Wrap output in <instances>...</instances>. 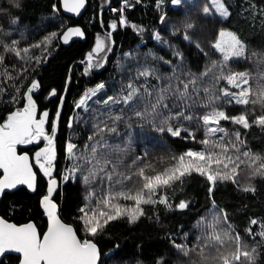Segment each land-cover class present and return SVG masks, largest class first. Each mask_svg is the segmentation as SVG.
<instances>
[{
	"label": "snow or ice",
	"instance_id": "6c2138e0",
	"mask_svg": "<svg viewBox=\"0 0 264 264\" xmlns=\"http://www.w3.org/2000/svg\"><path fill=\"white\" fill-rule=\"evenodd\" d=\"M169 2L176 7L185 3L195 6L193 0ZM209 2L211 7L209 3L202 7L206 17H211L213 12L220 18L230 15L229 8L221 0ZM11 3L16 8L20 7L18 0H11ZM122 3L126 7L131 6L129 0H122ZM164 3L165 0H158L157 7ZM62 4L65 11L79 15L86 0H62ZM53 8L59 11L55 5ZM110 10L121 13L117 18L119 23L113 21L109 26L111 31L104 38H96L93 51L87 54L86 72L105 66L107 52L111 51L114 43L112 31L118 26H127V20L122 15L123 8L113 7ZM7 11L6 7H0V14ZM160 19L163 22L164 17ZM193 26L189 23L186 29ZM83 35L79 27H70L62 36L53 31L42 41L24 47L16 39L0 40V74L8 75L4 70L8 54L22 61L35 59L39 63L40 57L28 55L32 49H40L55 39L67 44L72 37ZM183 38L190 39L187 31ZM155 39L159 40L160 37L157 35ZM212 48L222 58L209 61V65L199 75L188 74L184 79L174 73L163 83H151L150 78L160 81L156 70L149 66H134V75L131 70H127L129 82L121 87L123 94L118 99L113 96L104 98L102 109L90 108L89 101L106 87L105 84L99 83L95 88L88 89L75 104V108L85 113L86 118L73 117L67 127L83 124L88 126L89 132L81 141L83 147L66 140L64 153L70 166L66 171L57 173L59 179L53 174L57 172L60 111L55 113L51 121L47 110L40 112L38 117L34 93L40 85L39 81H31L16 101L23 100V107L15 108L6 117L0 118V170L3 171L0 195L20 185L36 191L35 164L47 178L42 206L49 224L47 231L41 234L34 223L18 226L0 218V258L7 253H15L19 254L17 258L20 264H99V249L89 237L97 236L110 222L118 219L127 218L129 223L137 222L145 215V205L160 204L171 209L172 204L165 190L182 182L184 177L198 174L205 178L210 193L218 182L237 184V178L244 171L248 172L249 180L264 178V157L247 149L246 140L242 137V131L250 130L253 126L264 128V114H255L257 106L264 109V73L254 77L247 70L232 71L230 67L232 61H248L257 58L258 54H249L245 43L231 31H219ZM102 52L105 55L100 57ZM176 55L182 59L179 53ZM260 58L264 59V56ZM220 82L225 86L218 88ZM3 91L0 88V93ZM51 95H56L54 90ZM113 105L117 106L115 113ZM233 106L239 109L236 114L228 111ZM131 120L148 122L160 134L192 141L201 147L172 155L171 163L160 168L147 161V153L134 156L126 162L127 149L115 141L120 136V125ZM222 122L236 127L229 133ZM197 131L202 133L201 139H197ZM41 142L43 146L31 156L28 151L18 152L20 146L40 145ZM77 178L84 185L90 188L95 185L100 190L99 194L95 189L90 191L86 204L79 209L80 231L84 238L78 235L77 229L61 221L54 202V196L59 195L63 184ZM241 190L255 192L251 183L241 187ZM92 197L97 198L94 206ZM188 203L181 200L176 208L186 209ZM197 226L202 230L193 243H177L174 239L170 243L184 257H198L200 264H255L258 249L264 247V220L253 218L249 221V227L244 229L253 242L252 247L233 228L224 210L216 209L209 218L202 217L197 221ZM0 264H3L2 260ZM157 264H163V261Z\"/></svg>",
	"mask_w": 264,
	"mask_h": 264
},
{
	"label": "trees",
	"instance_id": "16d2710c",
	"mask_svg": "<svg viewBox=\"0 0 264 264\" xmlns=\"http://www.w3.org/2000/svg\"><path fill=\"white\" fill-rule=\"evenodd\" d=\"M114 1L89 0V8L84 16L75 19L64 14L60 0H18L19 8L14 7L11 0H0V7L8 9L6 13L0 14V40L16 39L20 41L21 47L29 46L42 41L53 31L62 35L69 25L77 23L87 33L85 41L76 40L69 46L55 39L51 44L42 45L40 49H32L28 55L40 57L39 63L35 59L22 61L13 54H8L4 69L8 75L0 74V88L4 89L0 93V118L6 117L15 108L23 107V100L16 101L24 94L29 83L35 80L39 81L40 86L34 93V99L40 112L49 111L51 121L58 111L73 65L57 135V172L53 174L57 179V173L66 171L70 166L64 153L66 140L83 147L81 141L89 132L88 126L83 124L67 127L68 121L73 117L85 116V113L75 108V104L88 89L99 83L105 84L104 92L107 96L118 99L123 94L121 87L129 82L127 70H131L134 75V66L154 68L160 81L150 78L151 83H163L174 73L181 79L188 74L199 75L209 65V61L222 58L212 48L222 29L236 31L246 44L248 53L258 54L257 58L248 61L230 62L232 71L247 70L254 77L264 73V59L260 58L264 56V0H224L230 10V15L226 18L215 14L206 17L202 13L203 5L209 3V0H195V6L186 7L173 6L169 0H165L160 7H157L158 0H129L131 6L128 7ZM108 4L109 7L103 12L101 19L100 11ZM54 5L59 11L53 8ZM114 5L124 9L122 15L127 20V26H118L112 31L116 45L105 66L86 72V62H81L87 61V54L93 51L96 38L105 37L111 31L109 26L113 21L119 23L117 18L121 13H109V8ZM48 15L56 20H46ZM162 16L170 20V31H166L162 24ZM13 20L16 21L15 24L12 23ZM189 23L194 26L186 29ZM185 31L189 40L183 38ZM157 35H160L161 40L166 39L162 40L165 41L164 44L155 39ZM196 45L200 47L197 48ZM104 55L103 52L99 54L100 57ZM224 86L220 82L218 88ZM53 89L57 90V94L50 98ZM103 107L90 106L92 109ZM116 111L117 106H114L113 112ZM228 111L236 114L239 109L233 106ZM255 114H264V109L257 106ZM222 125L229 133L236 127L227 122H222ZM119 133L120 136L115 142L127 149L126 162L134 156L147 153V161L154 163L157 168L171 163V156L174 154L201 147L192 141L160 134L148 122L138 123L131 120L127 124L122 123ZM196 135L197 139L202 138L200 131ZM242 137L246 140L247 149L264 157V128L253 126L250 130L242 131ZM42 144L43 142L40 145H29L28 152L32 155ZM35 169L38 174L37 190L32 193L23 186L6 190L0 202V214L19 224L34 220L43 234L48 219L40 200L46 194L47 178L37 167ZM249 183L255 188L254 193L241 190V187L248 186ZM93 189L99 194L100 190L95 185L90 188L77 178L63 184L59 195L54 196L60 204V216L75 226L81 238L84 236L80 231L79 209L86 204L89 192ZM165 192L172 204L171 209L160 204L145 205V215L137 222L129 223L127 218L118 219L110 222L97 236L89 237L99 247L100 264H157L160 260L163 264H200L198 257H184L172 247L170 241L174 239L177 243H193L202 230L197 226V221L202 217L209 218L216 209L226 211L233 228L240 233L249 247L253 246L244 229L249 227V221L253 218L264 220V178L249 180L248 172L244 171L237 178V184L230 181L218 182L210 193L206 179L192 174ZM96 199L92 197L93 206ZM181 200L189 202L186 209L176 208ZM254 230L257 229L254 227ZM258 251L255 264H264V247H260ZM17 257L15 254H7L2 259L3 264H19Z\"/></svg>",
	"mask_w": 264,
	"mask_h": 264
},
{
	"label": "water",
	"instance_id": "95a60500",
	"mask_svg": "<svg viewBox=\"0 0 264 264\" xmlns=\"http://www.w3.org/2000/svg\"><path fill=\"white\" fill-rule=\"evenodd\" d=\"M60 2H61V8H62L64 14L67 15V16H69V17H73V18H75V19H80V18H82V17L84 16V14L86 13V11L88 10V8H89V0H86L85 7H84L83 9L80 10V14H79V15H76L75 13H70V12L65 11L64 8H63L62 0H60ZM108 7H109V4L101 9V11H100L101 19H102V17H103V12H104ZM70 27H79V28L83 31L84 35H83L82 37H72V38L69 40V43H67V44H64V43L61 41L65 46H69V45H71L72 42H74V41H76V40H83V41H85V40L87 39V33H86V31H85V28H84L81 24H78V23H77V24H71V25H69V26L66 28V30H65L64 32H66L67 29L70 28ZM64 32H63V33H64ZM63 33H62V34H63ZM61 36H62V35H61ZM111 39H112V41H114V43H113V45H112L111 51H109V52L107 53V62H108V59L110 58L111 54L113 53L114 48H115V45H116V42H115V40H114L113 35H111ZM84 62H86V60H85V61H82L81 63H84ZM107 62H106V63H107ZM72 68H73V65H72L71 68H70V72H69V75H68V79H67V82H66V86H65V89H64L63 95H62V97H61V99H60V103H59V107H58V110L60 111V120H61L62 109H63L64 101H65V99H66V95H67L68 87H69V85H70V83H71ZM53 90H54L55 93L57 94V90H56V89H53ZM53 90H52V91H53ZM52 91H51V92H52ZM54 96H55V95H54ZM54 96L51 95V93H50V95H49L50 98H51V97H54ZM61 100L63 101V105H62V107H61ZM37 107H38V106H37ZM39 113H40V110H39V108H38V117H39ZM59 124H60V123H59ZM57 135H58V134H57ZM28 154L31 156L30 153H28ZM33 168H34V171H36L34 165H33ZM36 172H37V171H36ZM37 183H38V174H37ZM20 186H23V187H26V188H27V186H25V185H20ZM20 186H18V187H20ZM18 187H17V188H18ZM27 189H28V188H27ZM36 190H37V185H36ZM29 191L32 192V193L35 192V191L30 190V189H29ZM4 194H5V193H4ZM4 194H3V195H0V202H1V200H2V198H3V196H4ZM54 202H55L56 205H57V215L59 216V218L61 219V221H62L63 223H66V224H68V225H71L73 228H75V226H74L73 224L66 222V221L60 216V214H59V211H60V204H59L55 199H54ZM40 203H41V207H42V209H43V206H42V198H41V200H40ZM0 208H1V206H0ZM43 211H44V209H43ZM44 213H45V215H46V212H45V211H44ZM46 217H47V215H46ZM0 218H3V219L7 220V221L10 222V223H15V224L18 225V226H21V225L27 224V223H29V222L34 223V224L37 226L38 231L40 232V229H39L38 225L36 224V222H35L34 220H31V221H29V222H25V223H20V224H19V223H16L15 221H11V220L5 218V217H4L3 215H1V214H0ZM47 219H48V217H47ZM48 224H49V221H48ZM47 228H48V225H47ZM47 228H46L45 232L47 231ZM75 229H76V228H75ZM40 233H41V232H40ZM78 235H79V234H78ZM96 244H97V243H96ZM97 247H98V245H97ZM98 249H99V247H98ZM99 252H100V251H99ZM7 254H15V253H7ZM7 254H5V255H7ZM15 255H19V254H15ZM3 258H4V257L0 258V260H2ZM100 259H101V255H100ZM19 264H20V262H19ZM99 264H100V261H99Z\"/></svg>",
	"mask_w": 264,
	"mask_h": 264
},
{
	"label": "rangeland",
	"instance_id": "374dc122",
	"mask_svg": "<svg viewBox=\"0 0 264 264\" xmlns=\"http://www.w3.org/2000/svg\"><path fill=\"white\" fill-rule=\"evenodd\" d=\"M115 3H120V4H123L122 3V0H115L114 1ZM195 2V0H193V3ZM221 2L222 3H224L226 6H227V4L225 3V1L224 0H221ZM124 5V4H123ZM186 6H188V4L187 3H185L183 6H180V7H186ZM209 6L211 7V5H210V2H209ZM114 7H116V8H118L119 9V7L117 6V5H114ZM228 7V6H227ZM230 11V10H229ZM118 12H116V14H117ZM213 14H215V15H218V14H216L215 12H213ZM46 20H49V21H55L56 20V18H54L53 16H51V15H48V16H46V18H45ZM52 19V20H51ZM162 24L164 25V27H165V29H166V31H170L171 30V22H170V20L169 19H164L163 20V22H162ZM223 31H231V32H233L234 34H236L237 36H238V34L236 33V31H234V30H232V29H222ZM159 37H160V35H158ZM239 37V36H238ZM104 38V37H103ZM240 38V37H239ZM241 39V38H240ZM162 40H166L165 38H162ZM161 40V38L159 39V41L160 42H162L163 44H164V42L165 41H162ZM242 40V39H241ZM243 41V40H242ZM246 45V44H245ZM95 88V87H94ZM107 97V95L105 94V92H104V89L103 90H101L100 92H98L97 93V95L95 96V97H93V99L91 100V101H89V106H91V105H100V106H103V104H102V100L104 99V98H106ZM97 101H101L100 103H97ZM115 105H113V107H114Z\"/></svg>",
	"mask_w": 264,
	"mask_h": 264
},
{
	"label": "flooded vegetation",
	"instance_id": "af4514ba",
	"mask_svg": "<svg viewBox=\"0 0 264 264\" xmlns=\"http://www.w3.org/2000/svg\"><path fill=\"white\" fill-rule=\"evenodd\" d=\"M42 146H43V144L40 147H42ZM28 150H29V146H27V147H24V146L18 147V152H23V151H28ZM34 166H35V164H34ZM2 175H3V171L0 170V177H2Z\"/></svg>",
	"mask_w": 264,
	"mask_h": 264
},
{
	"label": "built area",
	"instance_id": "2783aa9c",
	"mask_svg": "<svg viewBox=\"0 0 264 264\" xmlns=\"http://www.w3.org/2000/svg\"><path fill=\"white\" fill-rule=\"evenodd\" d=\"M113 8V7H112ZM116 8V7H115ZM111 8H109V13H116V12H112L111 10H110Z\"/></svg>",
	"mask_w": 264,
	"mask_h": 264
},
{
	"label": "bare ground",
	"instance_id": "6f19581e",
	"mask_svg": "<svg viewBox=\"0 0 264 264\" xmlns=\"http://www.w3.org/2000/svg\"><path fill=\"white\" fill-rule=\"evenodd\" d=\"M101 260V259H100Z\"/></svg>",
	"mask_w": 264,
	"mask_h": 264
}]
</instances>
